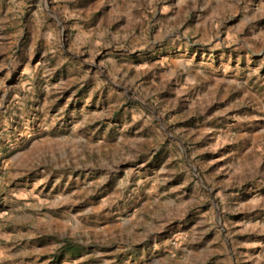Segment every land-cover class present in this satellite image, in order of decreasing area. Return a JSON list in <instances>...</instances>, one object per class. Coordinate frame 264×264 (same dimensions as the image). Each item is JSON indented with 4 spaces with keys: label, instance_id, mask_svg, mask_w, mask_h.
Returning <instances> with one entry per match:
<instances>
[{
    "label": "rangeland",
    "instance_id": "obj_1",
    "mask_svg": "<svg viewBox=\"0 0 264 264\" xmlns=\"http://www.w3.org/2000/svg\"><path fill=\"white\" fill-rule=\"evenodd\" d=\"M0 264H264V0H0Z\"/></svg>",
    "mask_w": 264,
    "mask_h": 264
}]
</instances>
